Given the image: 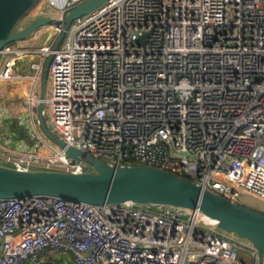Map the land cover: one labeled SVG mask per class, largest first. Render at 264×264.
I'll use <instances>...</instances> for the list:
<instances>
[{
	"label": "built area",
	"instance_id": "2783aa9c",
	"mask_svg": "<svg viewBox=\"0 0 264 264\" xmlns=\"http://www.w3.org/2000/svg\"><path fill=\"white\" fill-rule=\"evenodd\" d=\"M74 2L53 18L57 38ZM67 33L57 49L55 40L3 48L0 91L15 90L2 103L34 120L53 56L44 116L68 145L112 166L167 171L234 203L244 193L264 200V0H107ZM37 136L49 154L0 146V165L92 171ZM54 255L66 264H259L251 242L198 209L0 199V264Z\"/></svg>",
	"mask_w": 264,
	"mask_h": 264
},
{
	"label": "water",
	"instance_id": "95a60500",
	"mask_svg": "<svg viewBox=\"0 0 264 264\" xmlns=\"http://www.w3.org/2000/svg\"><path fill=\"white\" fill-rule=\"evenodd\" d=\"M39 0H0V54L3 48L25 39L54 19L41 15L21 30H15L20 19ZM79 1V0H78ZM107 0H86L71 9L64 18L65 28L55 48H59L73 21L86 15ZM140 40H143L140 39ZM53 56L44 65L37 107L38 125L43 135L78 162L89 164L92 171L71 173L60 171H18L0 165V199H21L49 196L75 203L166 204L200 210L217 221V227L251 242L258 250L259 264H264V213L234 203L201 185L164 170L146 165L112 166L75 146L68 145L47 124L44 116L48 90L49 67Z\"/></svg>",
	"mask_w": 264,
	"mask_h": 264
},
{
	"label": "crops",
	"instance_id": "0c3cea01",
	"mask_svg": "<svg viewBox=\"0 0 264 264\" xmlns=\"http://www.w3.org/2000/svg\"><path fill=\"white\" fill-rule=\"evenodd\" d=\"M77 1V0H75ZM44 4H47L52 12H55L56 10H59L61 6L63 5L62 2L64 0H43ZM56 7V8H55ZM49 17V16H48ZM57 35L54 32V29L51 24L45 25L43 27H40L35 32H33L31 35L26 37L23 40L15 42L16 45H19L21 47L29 46H39L43 45L45 43H49L55 40V44L57 42ZM30 59H25V62H28ZM22 66H25L23 63H18L17 68L23 69ZM25 69V68H24ZM12 107L9 104L0 103V141L3 143L4 146L7 147L11 152L13 153H40V154H49V151L42 146V144H30L29 142H26L24 140L15 139V135L11 133V131L7 128L5 125V119L7 117H12V113H10V109ZM15 116V115H14ZM24 115L20 116L22 119L25 120ZM28 126V125H27ZM29 127V126H28ZM30 134L32 137H34L35 132L30 130ZM240 259L245 263H252V259L248 257L247 254H245L244 251H240ZM43 264H66L65 259L62 257H59L57 255H54L52 259H47L44 261Z\"/></svg>",
	"mask_w": 264,
	"mask_h": 264
},
{
	"label": "rangeland",
	"instance_id": "374dc122",
	"mask_svg": "<svg viewBox=\"0 0 264 264\" xmlns=\"http://www.w3.org/2000/svg\"><path fill=\"white\" fill-rule=\"evenodd\" d=\"M56 8V7H55ZM41 15H46L49 16L51 18H55L58 19L60 17V12L59 10L55 9V12H52L51 9L49 8V6L47 4H44L43 0H39L18 22V24L15 27V30H21L22 28H24L27 24H29L32 20H34L36 17L41 16ZM52 25V24H51ZM43 27V26H42ZM53 27V26H52ZM54 29V28H53ZM1 91H0V103H2L4 101V98L7 97L8 94H10V90H15V87H11V89L8 87L7 89L4 88V86L1 87ZM17 90V89H16ZM21 93H24V91L22 89L19 88V94H17L18 97V102L21 103L24 101V96L21 97ZM7 101V100H6ZM12 103V101H10ZM6 105L8 104V102L5 103ZM10 113H12L13 115L11 116H22L25 117V122L26 124L29 126L30 130L33 132H36L34 134V138L35 140L41 144L40 139L37 136V132H40L41 129L39 127V125L37 124V117L35 114V118L34 120L28 115L27 110H22L19 109L17 107H13L10 110ZM48 126L51 128L50 123L47 121ZM1 135V134H0ZM4 146L3 143L0 141V146ZM1 148H0V152H1ZM1 163H3L2 160H0ZM240 203L242 205H244L245 207L251 208V209H255L258 211H262L264 212V200L251 195V194H241L240 197ZM218 228V227H217ZM219 229V228H218ZM221 230V229H220ZM237 236V235H236ZM241 238V237H240Z\"/></svg>",
	"mask_w": 264,
	"mask_h": 264
},
{
	"label": "trees",
	"instance_id": "16d2710c",
	"mask_svg": "<svg viewBox=\"0 0 264 264\" xmlns=\"http://www.w3.org/2000/svg\"><path fill=\"white\" fill-rule=\"evenodd\" d=\"M86 0H79L71 4L67 10L66 14L73 9L74 7L78 6L79 4L83 3ZM65 14V15H66ZM68 34V33H67ZM67 36V35H66ZM65 40V39H64ZM15 42H12L10 44H13ZM63 43V42H62ZM62 45V44H61ZM60 45V46H61ZM5 125L7 128L11 131L13 135H15V139L24 140L26 142H29L30 144H38V142L35 140L34 137L30 134V128L27 126L24 119H22L20 116H12L7 117L5 119ZM262 212V211H261ZM264 213V212H263Z\"/></svg>",
	"mask_w": 264,
	"mask_h": 264
},
{
	"label": "bare ground",
	"instance_id": "6f19581e",
	"mask_svg": "<svg viewBox=\"0 0 264 264\" xmlns=\"http://www.w3.org/2000/svg\"><path fill=\"white\" fill-rule=\"evenodd\" d=\"M207 219H209V220L212 221V222H217L215 219H212V218H210V217H208V216H207Z\"/></svg>",
	"mask_w": 264,
	"mask_h": 264
}]
</instances>
